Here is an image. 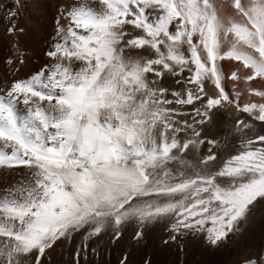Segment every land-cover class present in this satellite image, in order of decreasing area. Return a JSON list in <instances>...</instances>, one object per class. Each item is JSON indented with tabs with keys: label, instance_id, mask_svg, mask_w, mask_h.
I'll return each mask as SVG.
<instances>
[{
	"label": "snow or ice",
	"instance_id": "1",
	"mask_svg": "<svg viewBox=\"0 0 264 264\" xmlns=\"http://www.w3.org/2000/svg\"><path fill=\"white\" fill-rule=\"evenodd\" d=\"M228 7L218 0L59 6L50 62L0 94V168L27 174L0 192V264H44L46 250L83 230L79 264L87 241L110 232L116 243L132 223L137 246L161 222L169 233L163 243L181 251L193 242L209 249L239 243L264 204V128L254 124L264 122V102L241 106L224 82L264 81V0H229ZM8 32L24 29L13 21ZM13 47L23 65L24 53ZM225 60L238 62L230 75ZM166 75L182 85L173 99L161 83ZM224 103L252 121L234 122L239 151L217 163L213 148L222 142L208 139L205 126ZM205 140L209 154L187 159ZM128 260L125 253L120 264Z\"/></svg>",
	"mask_w": 264,
	"mask_h": 264
},
{
	"label": "rangeland",
	"instance_id": "2",
	"mask_svg": "<svg viewBox=\"0 0 264 264\" xmlns=\"http://www.w3.org/2000/svg\"><path fill=\"white\" fill-rule=\"evenodd\" d=\"M69 2L79 3L82 2V0H19V5L16 4L15 0H6L4 3H0V94H2L3 90L10 86V84L14 80L27 78L35 71H38L40 68H42L46 63L50 62V58L45 56V52L50 49L54 43L53 37L56 35L55 20L60 14L58 8L60 5L67 4ZM218 2L228 7V0H218ZM88 3L96 6L98 4V0H88ZM9 10H16L17 17L9 19ZM229 11H231L230 8ZM13 21H15L16 29H24L23 34L19 32L10 34L8 32V28L12 25ZM61 23L66 24L67 21L62 18ZM195 39L198 40L199 37L197 36ZM14 44L17 45L19 49L24 53L25 63L23 65L19 63V53H17L16 48L13 47ZM8 59L12 60L11 65L7 63ZM221 63L225 73L229 75L231 70H234L239 66L238 62L230 60H225ZM227 65L229 67H227ZM16 69H19V71H16ZM177 79L178 77L166 75L165 78L161 81V83L164 86L168 87L170 90L168 95L169 99H173V97L171 96V91H179L182 89V85H178L176 83ZM224 83L225 90L229 93L231 100L238 99V101L243 102V99L245 101L249 97H255V95H251L249 93V88H256L257 90L264 91V81H261L259 78L256 81L251 82V84H246L243 80L232 81L231 79H226ZM206 88L210 93L215 90L214 85L211 82H208L206 84ZM237 93H240L239 97H237ZM256 99L258 100V102H264V98L256 96ZM241 102L239 103L242 104ZM258 102L256 101V103ZM174 106L179 107L176 105ZM185 110L190 111L191 106H186ZM220 110L225 120L227 119V122H222L218 127L219 129H221V134L218 136L219 138L214 137V139H216L217 141L222 142V147L219 150L217 148H213V152L218 156L217 163H222L223 160H225L228 156L233 155L237 151H239V140L230 132V129H232L234 122L237 119H245L250 122L252 121V118L247 113H242L238 110L236 103H224L223 107L220 108ZM18 114H24L23 106H20L18 108ZM254 124L258 131L264 128V122L255 121ZM205 132L208 139H213L211 131L209 132L205 130ZM203 135L204 134L202 133V136ZM209 147H211V145H209L207 143V140H205V143L203 145H201L198 149H194L188 155L191 157L194 155L197 158L206 156L209 154ZM22 178L27 179L26 169L24 168L15 171L6 168H0V192L8 187L13 186L14 184L19 183ZM254 213L256 215H259V219L262 217V221L259 220L260 222L257 219H252L249 223L251 229H257L256 227L262 229L260 235L257 238L259 241H257L256 239V242L254 244L248 246H240V243L230 244V247L232 245V253L228 258V260L230 261L229 264H248L249 260L256 262V264L264 263V204L258 205ZM255 214L253 215V218H258V216H255ZM161 229H157L158 231H156L153 235V237L155 238L146 236L145 240L140 242L139 246H136L137 244L131 240L134 230H127L125 236H123L116 243L111 242V234L109 232L107 237L105 238L106 240H99V237L96 239L95 246L93 247L95 251L92 250L91 253H89V249L87 248V252L85 253L84 258L82 260H79V264H112L111 261L113 257L120 262L125 253H129L128 263H130V259H133V256L139 257L140 259L142 258L143 260L155 259L159 261L158 263L161 262L160 264H171V262L177 264L176 260L178 261L181 256L185 257L186 255L188 256V254L193 257V259H196L194 257H196L197 254L189 253V250H186V252H182V254L178 257V251L180 250L181 252L179 243L170 242L168 244H164L163 240L168 238L169 233L165 230L164 223L162 224ZM129 242L130 244H132V246L129 245ZM84 243L85 242H83V244ZM188 244L191 243H186L185 247ZM99 248H105L108 251L109 258L106 257V259L101 260V255L98 253L100 250ZM53 252L55 251L50 250V255L53 254ZM199 255L200 254H198L197 256ZM47 257L49 258V256ZM235 257L236 259H234ZM171 259L175 261H172ZM49 260L50 259H45L44 264H77V259L75 260V258L72 259L61 257L58 258L55 262H50ZM235 260H237L238 262H235Z\"/></svg>",
	"mask_w": 264,
	"mask_h": 264
},
{
	"label": "bare ground",
	"instance_id": "3",
	"mask_svg": "<svg viewBox=\"0 0 264 264\" xmlns=\"http://www.w3.org/2000/svg\"><path fill=\"white\" fill-rule=\"evenodd\" d=\"M6 0H0V3H4ZM227 1V0H225ZM229 1V0H228ZM226 9L229 11V7H226ZM227 47V45H225V48ZM226 65V63H225ZM227 67H229L227 65ZM229 69V68H228ZM229 87V86H228ZM248 97V96H247ZM258 99V98H257ZM256 99V96L255 97H249L247 98L245 101L243 99V102H241L242 104H240L241 106L245 103H249V102H254L256 103V101L258 102V100ZM264 100V99H263ZM258 103H261L258 102ZM221 110L219 109L216 113V117H215V121L214 123L211 125V126H206L205 127V130L206 131H211V134L213 135L212 137L214 138H217L220 134H221V129H219L218 127L220 126V124L222 122H227L225 120V118L223 117V115L221 114L220 112ZM243 115V114H242ZM235 118V117H234ZM245 120V119H244ZM224 122V123H225ZM228 125V124H227ZM262 125V124H261ZM228 133V132H227ZM210 134V133H209ZM211 136V135H210ZM203 138V136H202ZM219 138V137H218ZM195 152V151H194ZM232 152V151H231ZM234 153V152H233ZM201 154V153H200ZM202 157V156H201ZM187 159H191L192 157L187 155L186 156ZM199 158V157H198ZM171 166V165H170ZM255 214V213H254ZM255 216H258V218H252L254 220H261L262 217L259 219V215H256ZM264 216V215H263ZM262 221V220H261ZM253 222V221H252ZM257 222V221H256ZM260 222V221H259ZM162 224L163 222L161 223H158L156 225H153L151 226L148 230H147V233H146V236L152 238L153 235L155 234L156 231H158L157 229H161L162 227ZM252 224V223H251ZM260 225V224H259ZM258 225V226H259ZM255 227V225H254ZM262 227V226H261ZM137 228V225L135 223H132L128 228L127 230L129 231H133ZM257 229H251L250 225L248 224L246 226V231L245 233L243 234V238L239 241L240 243V246H248V245H251V244H254L256 242V239L258 238V236L260 235L262 229L259 228V227H256ZM162 230V229H161ZM164 233V232H163ZM83 230H81V232H78V233H75L71 242H68V241H64V240H61V241H58L57 242V245H54L52 249H48L46 250V255L49 256L50 258V262H55L58 258H61V257H66V258H75V260L77 259L76 256H75V252L77 250V247L78 246H82L83 245V242L84 239H83ZM108 233H101L98 237H99V240H104L106 237H107ZM165 235V234H164ZM125 236V235H124ZM98 237H94L92 239H90L89 241H87V245H88V252L91 253V251L93 250V247L95 246V241ZM109 237V236H108ZM159 237V236H158ZM128 238V237H127ZM155 238V237H153ZM187 239V238H186ZM190 239V238H188ZM106 240V239H105ZM108 241V240H107ZM106 241V242H107ZM257 241H259L257 239ZM105 242V243H106ZM128 243V242H127ZM133 243V242H132ZM146 243V242H145ZM152 243V241H151ZM153 243H154V239H153ZM107 244V243H106ZM134 244V243H133ZM230 244L229 243L228 245H226L225 247L223 248H220V249H209V248H205L203 247L202 245L198 244V243H191V244H188L186 247H184V250L180 252V250L178 251L179 253H177L178 257L182 254V252H186V250H189L188 252L189 253H196L197 255L200 254L199 256L196 255V259H193V257H191L189 254L188 256L186 255L185 257L184 256H181L178 261L176 260L177 264H229L230 261L228 260V258L230 257V254L232 253V245L230 247ZM238 244V243H237ZM109 245V244H108ZM129 245L132 246V244H130L129 242ZM186 245V244H185ZM137 246V245H136ZM155 246V245H154ZM105 247V246H104ZM254 247V246H253ZM101 248V247H100ZM99 248V249H100ZM235 248V247H234ZM98 249V250H99ZM136 249V248H135ZM134 249V250H135ZM237 249V248H236ZM50 250L52 251H55L53 252V254L50 255ZM239 251V250H238ZM111 252V251H110ZM109 252V253H110ZM49 253V255H48ZM100 255H101V260L103 259H106V257H108V251L104 248V249H100L99 252H98ZM151 254V253H150ZM134 255V254H133ZM176 255V256H177ZM193 255V254H191ZM85 256V252H81L80 254V257H79V260L83 259ZM175 256V257H176ZM190 256V257H189ZM195 256V254H194ZM239 256V255H238ZM109 258V257H108ZM151 258V257H150ZM149 258V259H150ZM156 258V257H155ZM170 258V257H169ZM239 258V257H238ZM236 259V257L234 258ZM233 259V260H234ZM100 260V259H98ZM172 260V259H171ZM145 261L146 260H143L142 258L140 259L139 257H134L133 256V259L131 260L130 259V263L128 264H145ZM162 261V260H161ZM172 261H175V260H172ZM237 260H235L236 262ZM112 264H120V262L116 259V258H112ZM159 261L155 260V259H150V264H160L158 263ZM238 262V261H237ZM170 263V262H169ZM174 263V262H171V264ZM105 264V263H104ZM168 264V263H167ZM176 264V263H174ZM264 264V263H263Z\"/></svg>",
	"mask_w": 264,
	"mask_h": 264
}]
</instances>
